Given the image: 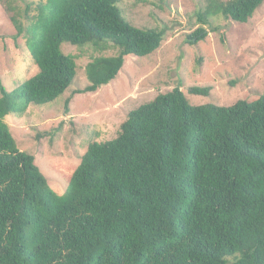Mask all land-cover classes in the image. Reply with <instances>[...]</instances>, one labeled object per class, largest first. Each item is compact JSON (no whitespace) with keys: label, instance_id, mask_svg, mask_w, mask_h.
<instances>
[{"label":"trees","instance_id":"obj_1","mask_svg":"<svg viewBox=\"0 0 264 264\" xmlns=\"http://www.w3.org/2000/svg\"><path fill=\"white\" fill-rule=\"evenodd\" d=\"M120 1L38 0L26 3L27 24L11 17L39 71L10 91L0 78V264H264V95L193 106L180 87L159 94L116 139L89 145L63 194L19 150L6 116L55 101L77 75L62 44L119 50L88 63L77 94L161 47L164 31L130 25ZM263 3L208 0L186 43L205 40L218 16L247 23Z\"/></svg>","mask_w":264,"mask_h":264},{"label":"rangeland","instance_id":"obj_2","mask_svg":"<svg viewBox=\"0 0 264 264\" xmlns=\"http://www.w3.org/2000/svg\"><path fill=\"white\" fill-rule=\"evenodd\" d=\"M0 0V78L14 90L39 71L12 15L27 24V2ZM226 2L227 0H222ZM208 0H121L119 7L130 25L164 31L161 47L144 57L128 55L118 76L93 93L77 94L89 85L86 66L97 57H115L118 48L62 44L76 58L77 75L66 92L43 106L30 105L24 116L8 115L5 122L19 150L35 163L58 194H63L82 156L94 142L114 140L129 112L159 94L180 87L193 106H231L264 95V3L247 23L223 16L205 26L208 36L196 45L186 36L200 25L196 14ZM9 7L12 9L10 10ZM192 87H210L208 96L193 95ZM70 99L68 107L66 101Z\"/></svg>","mask_w":264,"mask_h":264}]
</instances>
